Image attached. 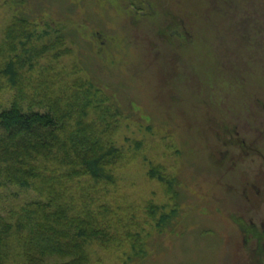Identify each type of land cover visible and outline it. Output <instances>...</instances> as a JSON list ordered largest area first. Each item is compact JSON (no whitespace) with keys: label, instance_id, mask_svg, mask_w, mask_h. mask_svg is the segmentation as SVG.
I'll return each instance as SVG.
<instances>
[{"label":"rangeland","instance_id":"374dc122","mask_svg":"<svg viewBox=\"0 0 264 264\" xmlns=\"http://www.w3.org/2000/svg\"><path fill=\"white\" fill-rule=\"evenodd\" d=\"M17 16L28 100L89 87L85 119L119 152L108 184L68 191L108 235L88 264H264V0H0V45ZM38 198L2 188L0 215Z\"/></svg>","mask_w":264,"mask_h":264},{"label":"trees","instance_id":"16d2710c","mask_svg":"<svg viewBox=\"0 0 264 264\" xmlns=\"http://www.w3.org/2000/svg\"><path fill=\"white\" fill-rule=\"evenodd\" d=\"M33 24L24 16L13 18L0 45V56L8 58L0 64V90L15 91L11 106L0 112V189H30L39 197L0 215V264H9L10 256L22 257L24 264H88L86 245L108 235L93 213L77 210L68 191L76 180L108 184V167L119 152L96 133V123L85 119L89 87L76 103L60 95L54 99L50 87H39L37 97L28 100L24 63L16 50ZM62 40L58 35L51 44L32 49L33 57L53 52Z\"/></svg>","mask_w":264,"mask_h":264}]
</instances>
